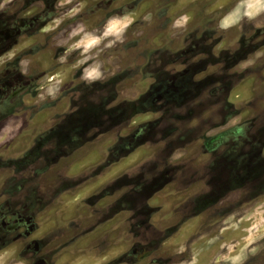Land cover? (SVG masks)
Here are the masks:
<instances>
[{
  "label": "rangeland",
  "instance_id": "1",
  "mask_svg": "<svg viewBox=\"0 0 264 264\" xmlns=\"http://www.w3.org/2000/svg\"><path fill=\"white\" fill-rule=\"evenodd\" d=\"M22 1L0 0V184L9 159L35 175L20 158L50 126L92 134L55 165L75 239L51 219L0 264H264V0H108L87 22L59 0L40 43Z\"/></svg>",
  "mask_w": 264,
  "mask_h": 264
},
{
  "label": "flooded vegetation",
  "instance_id": "2",
  "mask_svg": "<svg viewBox=\"0 0 264 264\" xmlns=\"http://www.w3.org/2000/svg\"><path fill=\"white\" fill-rule=\"evenodd\" d=\"M58 1L24 0L21 2L20 6L23 13L21 18H19L22 24L20 31L24 33L26 43L43 42L28 39L31 36L40 37L45 31L46 24L54 20L60 13V8L57 5ZM86 3H88V0H86ZM107 3L108 0H100L95 3L90 0L88 8L83 13H80V16H83L85 19L83 21L87 22L91 20V13L98 10L101 11L103 16L108 10ZM76 21L77 18L73 15L66 22L71 24ZM27 88L28 86L23 87V89ZM70 93L73 94V90ZM72 94L69 95L68 100H71ZM9 101H11V98H9ZM45 105H41V107ZM72 120L75 124L71 125L68 123L64 128H61L60 125L50 126L45 133H41L37 137L34 146L33 144L28 145L24 150L23 157L20 158L21 160H27L25 162H29V156H33L34 158L30 162L34 164L37 159V166L34 169L35 175H32L35 179H38V183L28 182V177L31 175H29L30 165H26L25 169L20 172L21 176L18 181L23 182H13L14 173L12 174L11 171L13 169L17 171L18 169L12 167V164H10L11 159H9V162L7 161L6 165L9 167L8 172L5 174L4 182L0 184V251H7L13 239L25 241L28 239H36V237L42 239V237L48 236L46 233L38 236L37 232L41 226L51 221V219L53 222L55 221L54 223L61 226L65 223L64 227L58 226L60 229L54 233L56 236H65L67 240L75 239L77 233L74 220L76 217L70 218V213H62L61 203L63 200L61 197L66 192L72 191L76 187V183H74L75 180L72 178H67L65 182L58 183L60 180V173L58 172L60 168H56L55 165L56 161L61 162L60 160L65 158L63 161L67 160V162H64L63 166L68 171L70 168L67 167V164L70 162L72 156L75 155L74 152H76L77 146L91 142L90 134L92 133L86 127L77 129V122L80 121ZM57 122L61 123L60 120L55 121V123ZM49 159L51 163L55 162V169L52 173V175H55V181L52 184L46 183V179H43L44 172L50 165V163L46 162ZM15 161L16 163L19 162L18 159ZM67 214L68 217H66ZM43 218L45 220L41 222ZM60 244H57L59 247L58 249L56 248L59 255L67 251L66 249L62 250L63 246H60ZM37 249L38 247L33 243L29 249H26V244L23 245L20 251H26L24 255L28 256L29 260L31 259L30 262H32L36 257L44 255L42 254L44 249ZM47 261L48 259L44 258L45 264Z\"/></svg>",
  "mask_w": 264,
  "mask_h": 264
}]
</instances>
